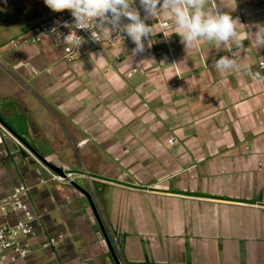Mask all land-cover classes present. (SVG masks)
<instances>
[{
  "label": "crops",
  "instance_id": "0c3cea01",
  "mask_svg": "<svg viewBox=\"0 0 264 264\" xmlns=\"http://www.w3.org/2000/svg\"><path fill=\"white\" fill-rule=\"evenodd\" d=\"M215 4L239 21L234 56L214 42L185 48L161 14L146 20L144 52L129 37L120 49L84 41L68 62L48 38L8 50L58 12L0 0V121L25 148L4 136L0 194L27 187L41 216L29 264H115L112 251L121 264H264V48L245 38L264 27V0ZM226 55L238 70L215 68ZM26 149L73 177L53 180Z\"/></svg>",
  "mask_w": 264,
  "mask_h": 264
},
{
  "label": "clouds",
  "instance_id": "9594fccd",
  "mask_svg": "<svg viewBox=\"0 0 264 264\" xmlns=\"http://www.w3.org/2000/svg\"><path fill=\"white\" fill-rule=\"evenodd\" d=\"M44 3L53 12L70 11L74 24L65 23L63 26H74V30L59 42L77 50L84 41L77 35L76 29L91 31V39L98 42L100 35L107 30L125 32L135 44L133 52L142 53L145 51L144 41L153 34V27L146 20L161 14L170 18L176 29L173 33L181 37L185 48L197 47L200 41L226 45L230 50L233 45L237 49L245 46L237 30L239 21L222 11L215 0H139L146 14L143 19L132 7V0H44ZM124 19L129 22L122 25ZM160 27L163 33L169 28V23H162ZM52 31L55 32L56 28ZM245 38L250 39L257 48H264V27L254 33L248 32ZM214 63L221 73L239 69L231 55L221 56ZM255 78L264 80L259 73L255 74Z\"/></svg>",
  "mask_w": 264,
  "mask_h": 264
},
{
  "label": "built area",
  "instance_id": "2783aa9c",
  "mask_svg": "<svg viewBox=\"0 0 264 264\" xmlns=\"http://www.w3.org/2000/svg\"><path fill=\"white\" fill-rule=\"evenodd\" d=\"M65 23L68 25L74 24V18L68 10L53 14L46 20L34 25L28 32L12 38L6 47L8 50H15L26 44L42 43L48 38L56 50L63 52L65 60L75 62L80 57L81 46L77 50L75 47H68L59 42L62 41L65 35L74 30V26L64 27ZM105 26L108 27V25ZM53 28H56L55 32L52 31ZM76 32L78 36L83 38V41L88 42L97 49H102L103 47L120 49L128 41L127 35L122 31L108 32L106 30L100 35L99 42L91 39V31L76 29ZM229 51L231 55H235L232 48ZM260 67L264 69L263 62L260 63ZM4 136L13 139L23 147L0 121V144L3 143ZM262 138L264 139V132L262 133ZM175 142V139L169 140L170 144H174ZM26 151L46 169L53 180L63 182L73 177V175L68 174V178H64L54 173L33 153L27 149ZM40 220L41 216L34 210L29 200V189L27 187L20 186L10 194H0V264H29L28 260L34 253L32 238L35 235L36 226ZM64 239L65 236L63 234L51 237L42 245V248L44 250L55 249Z\"/></svg>",
  "mask_w": 264,
  "mask_h": 264
},
{
  "label": "water",
  "instance_id": "95a60500",
  "mask_svg": "<svg viewBox=\"0 0 264 264\" xmlns=\"http://www.w3.org/2000/svg\"><path fill=\"white\" fill-rule=\"evenodd\" d=\"M45 166H47L51 171H53L54 173L64 177V178H68L67 174L65 173V171L61 168H58V167H55L51 164H49L45 159H43L39 154H37L35 151L32 152ZM75 188H77L88 200L89 204H90V207L95 215V218L96 220L98 221L102 231H103V234L105 236V239L106 241L108 242V244H110L109 242V238L108 236L106 235L105 233V230H104V226H103V221H102V218L98 212V209L95 205V202L92 198V195L87 192L84 188H82L81 186L77 185V184H73ZM112 255H113V258H114V261H115V264H121L120 260L115 256V254L113 253L112 251Z\"/></svg>",
  "mask_w": 264,
  "mask_h": 264
},
{
  "label": "rangeland",
  "instance_id": "374dc122",
  "mask_svg": "<svg viewBox=\"0 0 264 264\" xmlns=\"http://www.w3.org/2000/svg\"><path fill=\"white\" fill-rule=\"evenodd\" d=\"M42 157V156H41ZM43 158V157H42ZM44 159V158H43ZM42 169L44 170V171H46V169L44 168V167H42ZM62 169V168H61ZM82 171V170H81ZM47 172V171H46ZM94 199V198H93Z\"/></svg>",
  "mask_w": 264,
  "mask_h": 264
}]
</instances>
